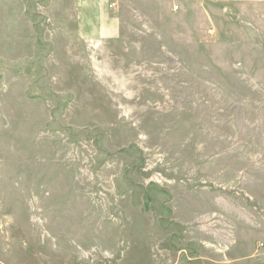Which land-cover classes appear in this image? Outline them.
<instances>
[{
    "label": "rangeland",
    "instance_id": "1",
    "mask_svg": "<svg viewBox=\"0 0 264 264\" xmlns=\"http://www.w3.org/2000/svg\"><path fill=\"white\" fill-rule=\"evenodd\" d=\"M117 3H0V264H264V0Z\"/></svg>",
    "mask_w": 264,
    "mask_h": 264
},
{
    "label": "crops",
    "instance_id": "2",
    "mask_svg": "<svg viewBox=\"0 0 264 264\" xmlns=\"http://www.w3.org/2000/svg\"><path fill=\"white\" fill-rule=\"evenodd\" d=\"M71 5L73 19L77 22V35L81 38L103 39L113 37L117 33L118 19L116 12L118 9L117 0H67ZM66 0H51V12L58 11L57 6H61ZM0 3L9 6L23 4V0H0ZM115 4V8L110 5ZM16 6V5H15ZM18 10V9H17ZM8 11V8H5ZM22 13V10H19Z\"/></svg>",
    "mask_w": 264,
    "mask_h": 264
},
{
    "label": "built area",
    "instance_id": "3",
    "mask_svg": "<svg viewBox=\"0 0 264 264\" xmlns=\"http://www.w3.org/2000/svg\"><path fill=\"white\" fill-rule=\"evenodd\" d=\"M110 7H111V8H115L116 6H115V4H111ZM173 10H174V11L178 10V7L175 6Z\"/></svg>",
    "mask_w": 264,
    "mask_h": 264
}]
</instances>
